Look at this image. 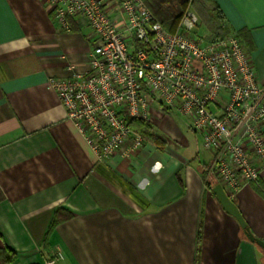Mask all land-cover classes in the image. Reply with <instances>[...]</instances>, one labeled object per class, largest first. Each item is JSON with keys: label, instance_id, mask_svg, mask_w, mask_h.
Segmentation results:
<instances>
[{"label": "crops", "instance_id": "obj_1", "mask_svg": "<svg viewBox=\"0 0 264 264\" xmlns=\"http://www.w3.org/2000/svg\"><path fill=\"white\" fill-rule=\"evenodd\" d=\"M212 1L264 84V0ZM69 24L61 30L44 0H0V250L14 254L0 264L56 251V264H264L212 193L225 187L190 124L194 147L168 114L151 123L163 141L96 159L48 84L91 69L88 24ZM232 201L264 240V173Z\"/></svg>", "mask_w": 264, "mask_h": 264}, {"label": "built area", "instance_id": "obj_2", "mask_svg": "<svg viewBox=\"0 0 264 264\" xmlns=\"http://www.w3.org/2000/svg\"><path fill=\"white\" fill-rule=\"evenodd\" d=\"M54 22L85 19L93 35L87 75L49 77L69 120L100 162L143 143L130 120L152 123L176 111L190 119L211 172L234 200L241 186L264 173V84L231 33L211 41L196 32L188 9L168 32L143 0H44ZM211 106H214L213 109ZM56 251L42 264H56Z\"/></svg>", "mask_w": 264, "mask_h": 264}, {"label": "trees", "instance_id": "obj_3", "mask_svg": "<svg viewBox=\"0 0 264 264\" xmlns=\"http://www.w3.org/2000/svg\"><path fill=\"white\" fill-rule=\"evenodd\" d=\"M149 10L154 15L155 19L159 21L168 32H174L178 28L183 14L191 9L198 16L199 23L208 32L205 35L206 39L215 41L222 39L225 36L234 33L242 42L240 34L234 32L228 25L227 20L222 14L221 10L214 4L212 0H143ZM243 44V43H242ZM244 46V44H243ZM129 124L134 131L143 135L144 139L153 142L163 141V137L157 133L151 123L140 120H130ZM215 182L208 183L211 188ZM1 200V192H0ZM243 237H245L242 231ZM258 247V246H257ZM8 250H0V255L3 261L10 260L14 257L12 252Z\"/></svg>", "mask_w": 264, "mask_h": 264}, {"label": "water", "instance_id": "obj_4", "mask_svg": "<svg viewBox=\"0 0 264 264\" xmlns=\"http://www.w3.org/2000/svg\"><path fill=\"white\" fill-rule=\"evenodd\" d=\"M212 193L216 196L218 202L220 203L222 209L231 215L239 224L241 230L243 231L245 237L261 249H264V240L259 239L255 237L249 230V228L246 225V222L244 221L240 211L238 210L237 206L235 203L229 199L227 196L225 190L223 187L218 183L215 184L211 188Z\"/></svg>", "mask_w": 264, "mask_h": 264}, {"label": "rangeland", "instance_id": "obj_5", "mask_svg": "<svg viewBox=\"0 0 264 264\" xmlns=\"http://www.w3.org/2000/svg\"><path fill=\"white\" fill-rule=\"evenodd\" d=\"M196 32L198 34H203L207 35L208 32L207 30L202 26V25H197ZM169 116L173 119V121L176 123V127L180 134L183 136L182 138L184 140H187L191 147L195 146V137L193 133L187 128V126L190 124V119L186 116H183L182 114L176 112V111H171L169 113ZM198 145L200 144L199 138H197ZM213 176V174H211ZM215 182V180H211L210 183Z\"/></svg>", "mask_w": 264, "mask_h": 264}]
</instances>
